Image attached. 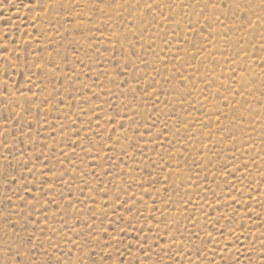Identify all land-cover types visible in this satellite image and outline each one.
<instances>
[{"label":"rangeland","instance_id":"rangeland-1","mask_svg":"<svg viewBox=\"0 0 264 264\" xmlns=\"http://www.w3.org/2000/svg\"><path fill=\"white\" fill-rule=\"evenodd\" d=\"M0 264H264V0H0Z\"/></svg>","mask_w":264,"mask_h":264}]
</instances>
